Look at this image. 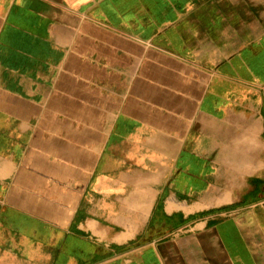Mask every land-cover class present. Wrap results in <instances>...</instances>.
<instances>
[{
    "label": "crops",
    "instance_id": "crops-1",
    "mask_svg": "<svg viewBox=\"0 0 264 264\" xmlns=\"http://www.w3.org/2000/svg\"><path fill=\"white\" fill-rule=\"evenodd\" d=\"M0 264H264V0H0Z\"/></svg>",
    "mask_w": 264,
    "mask_h": 264
}]
</instances>
